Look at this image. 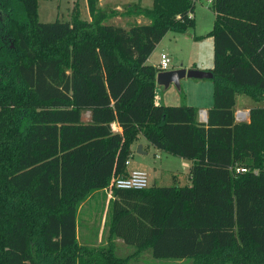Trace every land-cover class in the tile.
<instances>
[{
    "label": "trees",
    "instance_id": "1",
    "mask_svg": "<svg viewBox=\"0 0 264 264\" xmlns=\"http://www.w3.org/2000/svg\"><path fill=\"white\" fill-rule=\"evenodd\" d=\"M86 1L90 18L73 7L41 21L38 0H0V264H133L143 251L264 264V0L211 1L206 121L195 106L156 104L147 63L167 32L193 28L196 0L112 11L150 19L128 29ZM239 94L263 102L246 120L235 117ZM140 135L189 160L190 182L112 188L106 245L79 243V205L127 173ZM118 237L135 251L119 255Z\"/></svg>",
    "mask_w": 264,
    "mask_h": 264
},
{
    "label": "rangeland",
    "instance_id": "2",
    "mask_svg": "<svg viewBox=\"0 0 264 264\" xmlns=\"http://www.w3.org/2000/svg\"><path fill=\"white\" fill-rule=\"evenodd\" d=\"M111 2L113 0H98V7L107 13L105 17V22H112L114 24H120L124 28L128 29L129 26L136 22V18H142V14L137 13H127L122 14L120 17L116 16L118 13H112V11H117L116 8H113L111 5H103L104 2ZM143 4L150 6L151 0H142ZM101 5H100V4ZM133 5V4H131ZM128 5H124L123 9H127ZM73 7H78L80 11V16L82 18H90L88 6L86 0H38L37 12L38 19L41 21H53L55 19L65 20L70 19L71 12ZM194 13L198 20L196 28H190L184 34L188 38V42L185 41L183 35H178L175 32L170 31V35H166L159 42L150 55V63L155 64L159 59V53L162 49H166L169 52L172 66L176 63H181L182 61H187V59L192 60H202L204 63H207V66L212 65L213 54L209 53V44H207L206 39H201L197 44H193V36L195 31L197 33L207 31V20L212 13V8L209 6L207 0H196ZM122 11V10H119ZM110 13V14H109ZM209 26V25H208ZM206 29V30H205ZM206 34V33H205ZM204 35V34H203ZM205 36V35H204ZM196 42V41H195ZM192 43V44H191ZM176 64V65H177ZM190 80V81H189ZM204 80V79H201ZM209 80V79H205ZM197 82H202L200 80L193 79H182L180 84L181 89L172 87L174 90L179 92L178 102L176 104L187 103V98L182 93V91H187L188 95H194L196 91H200L202 99V107L210 102L211 90L206 85L199 86L193 85ZM208 82V81H203ZM182 90V91H181ZM237 107H249L257 106L263 104L262 101L254 102V100L246 95L239 94L237 96ZM205 101V102H204ZM200 109H198V114ZM83 119L88 118V112H85ZM141 136V135H140ZM139 136V137H140ZM155 147L151 146L147 149V154L144 156H139L134 151L133 163L136 167L143 169L147 172L149 176V185L157 186H170V185H183L185 184V167L181 163V159L178 156L166 153L164 151H156ZM160 155V157H159ZM139 158V159H136ZM173 174V175H172ZM175 175V176H174ZM92 195V196H91ZM85 201H83L78 207V242L91 246H104L106 245V238L108 235V222L107 224V208L106 205V191L96 190L91 194ZM85 202V203H84ZM84 203V204H83ZM104 226L105 229L102 231V237L97 238L99 227ZM116 243V252L119 255H125L127 253H132L135 251L134 246L127 245L123 240L119 239L115 241ZM131 263L133 264H190V259H172V258H155L149 251H143L131 257ZM229 264V263H227Z\"/></svg>",
    "mask_w": 264,
    "mask_h": 264
},
{
    "label": "crops",
    "instance_id": "3",
    "mask_svg": "<svg viewBox=\"0 0 264 264\" xmlns=\"http://www.w3.org/2000/svg\"><path fill=\"white\" fill-rule=\"evenodd\" d=\"M207 1L209 2V6L211 7V5H210L211 4V1H209V0H207ZM136 3H138V4L142 5V6H145V7H149V6L145 5V4H143L142 0H113L111 2H109V1L108 2H104L103 5H111V6H113V8H116L117 10H124L123 9V6L124 5H131V4H136ZM151 4H152V0H151ZM121 15L122 14H118L116 16L120 17ZM192 15H193L194 20H195L194 28H196L198 20L196 18V15H195L194 11L192 12ZM142 16H143L142 18H136V22H148L150 20L148 17H146L144 15H142ZM213 19H214V11L212 9V13H211V15L209 16V18H208V20L206 22L207 23V28H208L207 31L201 32V33H197V31H195V34H194V36L192 38L193 39V42H194L193 44L199 43L201 41V39H206L207 40V44L210 45L209 46V53H211V54H213V39H212V37H207V36H204V35H205V33H207L212 28ZM118 25H120V24H118ZM169 33H170V31L167 32L164 36L168 35ZM185 33H177V34L178 35H183L185 41L188 42V38L186 36H184ZM160 43H158V44H160ZM161 52H166L168 54V56L170 57L169 52L166 49H162ZM170 60H171V58H170ZM147 63H150V56L147 59ZM150 64H153V63H150ZM155 64H153V65H155ZM176 64L175 65L173 64L169 69H175V68H180V67H184V68H199V69H211L213 67V58H212V65H209L210 67H208L207 66V63H204V61H202V60L196 61V60H192V59H189V58L187 59L186 62L185 61H182L181 63H178L177 65ZM185 79H191V78H185ZM193 80H200V81H202V82H197V83L194 82V84H193V85H195L197 87L199 86V88L202 87L203 85H206L207 87H209L210 90H211V97H212V94H213V83H212V81L210 79L209 80H205V79L204 80H201V79H193ZM203 81H208V82H203ZM181 83H182V79L180 80V84ZM172 85L173 84H171L167 88H165V87H163L161 85H157L155 83V89H154L155 96H154V101H155L156 104L175 105L176 104L175 102H178V98L180 97L179 96L180 94H179V92H177L176 90H174L175 87L172 86ZM172 87H174V88H172ZM180 89H181V87H180ZM182 93H184V95L186 96V98L188 100L186 104H189V105H192V106L197 107L198 109H200V112L201 111H204L205 112V116L207 115V109L212 105V100L213 99H211L209 103L206 102L207 104H205V106L202 107L201 105H202V102L203 101L201 99V95H199V94H201L200 91L197 90L196 93L194 95H192V96L191 95H188L187 91H185V90L182 91ZM237 96L238 95H236V97H235V111L236 110H246L248 112V115H249V109L252 106L242 107V108L241 107H237V100H236L237 99ZM254 102H258V101H255L254 100ZM200 112L198 114V120L199 121H204L203 118H202V116H201V114H200ZM114 126H115V124H114ZM150 145L151 144L142 135L140 137H138L132 143V145H131V154L128 157L127 163H126V166H125L126 167V172H128V171H130L132 169H140L139 167H136L135 164L133 163L134 151L136 152L137 155L144 156V155L147 154V149L150 147ZM138 146H140L141 152H138L137 151ZM155 149H157V148H155ZM156 151H159V150L157 149ZM159 157H160V155H159ZM136 159H139V158H136ZM180 159H181L180 160L181 163H183V165L185 167V172L184 173L187 174V175H185V178H184L185 179V182L186 183H189L190 182L189 181L190 178H189V175H188V170H189V166H190V161L187 160V159H183L181 157H180ZM106 196H107L106 197V205H107L108 204V201H109V199L111 197V194H109V193L106 192ZM103 229H105V227L103 225L99 227V232H98V236H97L98 239H100L102 237V231H103ZM77 237H78V226H77ZM119 239H121V238L118 237V238L115 239V241H117ZM106 242H107V238H106Z\"/></svg>",
    "mask_w": 264,
    "mask_h": 264
},
{
    "label": "built area",
    "instance_id": "4",
    "mask_svg": "<svg viewBox=\"0 0 264 264\" xmlns=\"http://www.w3.org/2000/svg\"><path fill=\"white\" fill-rule=\"evenodd\" d=\"M212 1V0H209ZM159 59L155 64L158 72L163 70H168L171 65L170 57L166 52L159 53ZM203 120L205 119V112H200ZM235 117L237 120H246L248 117V112L246 110H236ZM115 128L114 124L112 125ZM127 163V161H126ZM247 169L245 167H236V172H245ZM149 186V176L145 170L142 169H132L128 171L125 175H115L112 177L111 182L108 187L102 190L111 194L112 188L119 189H144Z\"/></svg>",
    "mask_w": 264,
    "mask_h": 264
},
{
    "label": "water",
    "instance_id": "5",
    "mask_svg": "<svg viewBox=\"0 0 264 264\" xmlns=\"http://www.w3.org/2000/svg\"><path fill=\"white\" fill-rule=\"evenodd\" d=\"M213 73L210 69L199 68H175L160 71L156 74L155 83L167 88L173 84L176 88H180V80L183 78L191 79H212ZM204 121H206V116ZM138 152H141L140 146L137 148Z\"/></svg>",
    "mask_w": 264,
    "mask_h": 264
},
{
    "label": "flooded vegetation",
    "instance_id": "6",
    "mask_svg": "<svg viewBox=\"0 0 264 264\" xmlns=\"http://www.w3.org/2000/svg\"><path fill=\"white\" fill-rule=\"evenodd\" d=\"M4 12L0 9V19L3 17Z\"/></svg>",
    "mask_w": 264,
    "mask_h": 264
}]
</instances>
